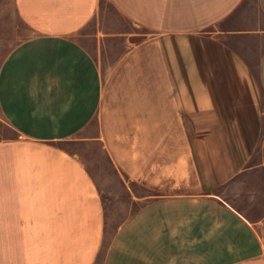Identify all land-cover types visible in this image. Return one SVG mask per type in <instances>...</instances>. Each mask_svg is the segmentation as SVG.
<instances>
[{"label":"crops","instance_id":"1","mask_svg":"<svg viewBox=\"0 0 264 264\" xmlns=\"http://www.w3.org/2000/svg\"><path fill=\"white\" fill-rule=\"evenodd\" d=\"M13 1L0 264H264V0Z\"/></svg>","mask_w":264,"mask_h":264},{"label":"rangeland","instance_id":"2","mask_svg":"<svg viewBox=\"0 0 264 264\" xmlns=\"http://www.w3.org/2000/svg\"><path fill=\"white\" fill-rule=\"evenodd\" d=\"M255 10V7H252ZM31 35V31L23 24V22L18 17L14 1L13 0H0V64L6 54L19 42ZM18 134L0 117V141H6L10 139H16ZM69 150H75L80 152L89 165L97 169V174L100 177V172L104 173L110 167L107 156L104 154L101 147L80 149L74 144L65 145ZM260 146L255 151V154L251 161L249 162V168H260ZM106 172V171H105ZM115 178V179H114ZM118 181L114 176L113 182ZM123 194L121 190H116L113 192L114 195ZM117 199H122V197ZM139 207L138 204L130 203L129 207L118 205L115 201V197L111 203L110 212L113 211L115 215V221L113 222L114 229L120 224V220L125 218L127 215L132 213L135 209ZM128 208V209H127Z\"/></svg>","mask_w":264,"mask_h":264}]
</instances>
